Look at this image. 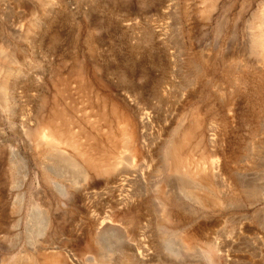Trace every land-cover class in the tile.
<instances>
[{
  "label": "rangeland",
  "instance_id": "374dc122",
  "mask_svg": "<svg viewBox=\"0 0 264 264\" xmlns=\"http://www.w3.org/2000/svg\"><path fill=\"white\" fill-rule=\"evenodd\" d=\"M54 256L264 264V0H0V264Z\"/></svg>",
  "mask_w": 264,
  "mask_h": 264
},
{
  "label": "bare ground",
  "instance_id": "6f19581e",
  "mask_svg": "<svg viewBox=\"0 0 264 264\" xmlns=\"http://www.w3.org/2000/svg\"><path fill=\"white\" fill-rule=\"evenodd\" d=\"M125 127H127V125ZM122 128H124V127H122ZM41 134L44 138H46L48 140H58L59 139V136H58L57 132L55 131V129L51 125H48V124L42 126ZM135 134H136L135 128H133L132 126L130 127V125H129V127L126 128L125 133H124V135L126 136V139L129 143L135 141V137H136ZM86 159H87L89 166L93 170L103 171L107 168V165L105 164L104 160L101 157L100 158L99 157L93 158V157L87 156ZM174 160H175L174 165H176V167L188 168L192 171H198L200 166L202 165V161H197V165H192L193 163H191L189 161L186 153H181L179 151H178V153L177 152L174 153ZM212 163H211V165H212ZM165 217H167V215H165ZM186 239L189 243H194L196 240L193 237V235L187 236ZM62 261H63V263L65 262L64 264H66L65 260H60L58 256H54V257H48V258L43 259V262L40 264H62Z\"/></svg>",
  "mask_w": 264,
  "mask_h": 264
}]
</instances>
